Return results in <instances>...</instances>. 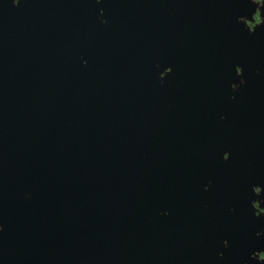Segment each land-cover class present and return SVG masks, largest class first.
<instances>
[{
	"label": "water",
	"instance_id": "water-1",
	"mask_svg": "<svg viewBox=\"0 0 264 264\" xmlns=\"http://www.w3.org/2000/svg\"><path fill=\"white\" fill-rule=\"evenodd\" d=\"M260 253L264 1L0 0V264Z\"/></svg>",
	"mask_w": 264,
	"mask_h": 264
},
{
	"label": "flooded vegetation",
	"instance_id": "flooded-vegetation-1",
	"mask_svg": "<svg viewBox=\"0 0 264 264\" xmlns=\"http://www.w3.org/2000/svg\"><path fill=\"white\" fill-rule=\"evenodd\" d=\"M254 3L261 4L264 0H252ZM254 20L257 22L259 20L258 12L254 14ZM252 25V24H251ZM257 205V204H256ZM264 257L263 253L258 254L257 259H262Z\"/></svg>",
	"mask_w": 264,
	"mask_h": 264
},
{
	"label": "snow or ice",
	"instance_id": "snow-or-ice-1",
	"mask_svg": "<svg viewBox=\"0 0 264 264\" xmlns=\"http://www.w3.org/2000/svg\"><path fill=\"white\" fill-rule=\"evenodd\" d=\"M262 258H264V257H262Z\"/></svg>",
	"mask_w": 264,
	"mask_h": 264
}]
</instances>
